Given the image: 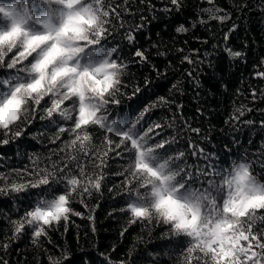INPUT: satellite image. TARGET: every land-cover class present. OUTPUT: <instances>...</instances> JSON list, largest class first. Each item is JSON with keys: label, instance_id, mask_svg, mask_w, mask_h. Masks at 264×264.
Listing matches in <instances>:
<instances>
[{"label": "trees", "instance_id": "trees-1", "mask_svg": "<svg viewBox=\"0 0 264 264\" xmlns=\"http://www.w3.org/2000/svg\"><path fill=\"white\" fill-rule=\"evenodd\" d=\"M39 2L0 0V5L33 9ZM103 4L115 8L119 19L109 17L110 35L97 47L114 50L112 59L126 67L101 115L124 134L135 122L130 138L137 139V146L129 147L121 133L92 125L87 128L92 139L68 149L74 134L58 135V126L71 127V121L48 118L45 103L13 124L8 134L0 130V141L7 140L0 143V187L29 185L20 192H0V264H181L185 237L155 218L130 223L126 205L149 201L151 186L159 183L148 169L137 168L140 152L146 154L144 163L172 177V184L188 181L199 188L205 177L216 178L239 163L248 164L253 179L264 184V78L257 75L264 72V0H215L219 11L214 14L225 16L223 21L205 11L213 7L206 0H182L179 9L169 0ZM129 34L134 40L127 39ZM137 51L146 59L135 56ZM7 62L0 67V79L16 74ZM153 126L158 127L148 133ZM16 131L21 134L14 135ZM105 151L98 167L96 155ZM80 168L102 174L99 190L83 192L78 186L70 191L62 177L78 176ZM45 170L55 179L49 176V184L31 187ZM59 194L69 196L67 220L47 227L39 238L33 236L34 225L14 234L28 211ZM262 228L264 222L257 220L253 231Z\"/></svg>", "mask_w": 264, "mask_h": 264}, {"label": "snow or ice", "instance_id": "snow-or-ice-1", "mask_svg": "<svg viewBox=\"0 0 264 264\" xmlns=\"http://www.w3.org/2000/svg\"><path fill=\"white\" fill-rule=\"evenodd\" d=\"M206 2L213 5L205 9L213 13L211 18L220 21L226 18L214 14L219 11L215 0ZM169 4L179 9L182 0H169ZM109 17L119 19L115 8L105 9L103 0H40L33 9L19 8L16 3L0 5V67L5 66L7 59L6 66L16 69L15 75L0 79V130L8 134L13 124L22 117L27 119L30 110L34 112L45 103L43 111L48 118L59 115L71 121V127L58 126V135L66 131L74 134V139L65 146L68 149H74L77 143L83 147L91 140L87 128L92 125L106 133H121L119 138H128L129 147L137 146V139L130 138L135 122H129L124 134L125 130L116 127L115 121L101 115L109 103L106 96H115L126 67L112 59L114 50L97 47L110 35ZM127 39L132 41L134 36L129 34ZM135 56L146 59L141 51L135 52ZM184 59L191 63L187 57ZM257 75L264 78V72ZM66 102H71L70 107H64ZM111 102L118 103L115 99ZM155 127L158 126L146 131L152 133ZM103 143L110 146L112 142L105 139ZM156 143L159 148L165 146L164 142ZM106 155V151L96 155L98 167L103 166ZM145 157V153H139L137 168L148 169L159 183L151 186L149 201L126 205L132 217L130 223L151 222L155 218L170 226L174 235L185 237L181 241L186 243L181 264H264V228L253 231L257 220L264 222V215L257 216L258 212L264 213V184L253 179L248 164H233L229 171L216 178L205 177L201 187L193 188L186 178L187 182L170 183L172 177L155 172L144 163ZM49 176L55 179L53 172L45 170L38 182L30 186L49 184ZM62 179L70 191L79 186L83 192H89L90 188H101L103 176L88 174L80 168L78 176L65 174ZM27 186L5 185L0 192H20ZM69 203L67 194H59L37 204L16 223L14 234L22 233L27 224L35 226V238L46 235L47 227L68 219L72 213Z\"/></svg>", "mask_w": 264, "mask_h": 264}]
</instances>
